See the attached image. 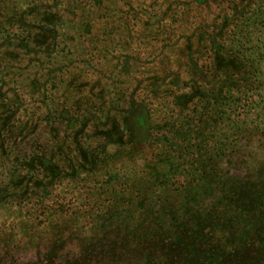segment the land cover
Instances as JSON below:
<instances>
[{
  "label": "trees",
  "instance_id": "1",
  "mask_svg": "<svg viewBox=\"0 0 264 264\" xmlns=\"http://www.w3.org/2000/svg\"><path fill=\"white\" fill-rule=\"evenodd\" d=\"M36 1L30 0L16 15L0 16V49L2 45L15 44V36L18 46L30 54L35 49L37 55L36 47H42L38 41L42 35L54 37L48 54L60 61L49 66L48 76L57 70L68 71L70 65L89 56L83 59L87 70L81 69L77 74L79 78L91 76L89 92L87 96H79L76 91L79 82L74 81L76 75L72 74L69 79L59 81L63 86L57 100L50 94V88L53 89L57 81L48 85L47 80L41 90L42 96L51 101L46 105L47 111L33 112L30 118L23 119L19 108L24 107V100L15 91L18 81L6 77L7 72H12V77L19 73L11 71L0 58V82L14 94L8 103L4 99L6 91L0 86V108L11 106L12 109L6 117L0 115V122L4 124L0 128V142L7 146L12 158L7 175L9 182L23 184L18 194L8 195V200L0 206L31 205L26 212L31 226L26 222L27 230L23 229L28 243L16 239L18 233L10 239L0 237V256L12 255L9 250L26 252L31 245L40 248L46 239L38 235L36 229L46 227L49 222L52 245L44 259L32 264H79L78 259L67 260L59 254L67 242V237L63 236L65 231H70L73 239L88 243L83 250L89 251L98 242L102 244L99 247H106L105 242L109 240L112 247L104 249V254L112 256L120 249L141 258L142 264H149V246L157 239L168 242L169 253L175 261L189 253L191 264H223L216 258L218 250L198 233H202L205 224L212 229L219 218L225 222L224 229L229 228L228 215L223 213L224 204H221L227 197V184L213 197L216 200L219 195L224 196L218 202L221 209L214 213L215 222L212 219L207 223V214L202 215L194 230L188 221L197 220L200 206L212 196L202 185L209 177L207 163L217 149L211 139L221 134L223 127L241 120L240 113L247 106H256L255 95L264 98V0H228L229 3L220 6L214 19L205 21L207 23L196 22L192 30L185 33L183 44H178L181 35H169L168 43L173 42V49L180 50L175 52L174 59L184 60L190 80L182 77L184 73L175 71L162 73L164 70H161L157 75L152 70L146 79L137 75L142 67L134 69L136 64L133 65L132 55L126 48L130 40L135 39L129 32L136 24L131 25L138 17L136 14L126 12L125 18H118L120 22L114 24L105 17L109 9L104 0H58L56 11L67 10L68 16L60 12L43 14L39 4L48 2ZM224 1L227 0L192 2L198 7ZM184 4L182 0H169L163 12L175 23V18L180 17L178 8ZM143 9L146 11L145 7ZM138 18L143 40L155 35L157 28H163L161 18L154 22ZM12 28L20 33L14 35ZM170 29L175 31L176 27L170 24ZM114 32L122 38L126 34L123 38L126 41L121 42L124 51L117 61L106 66L105 75L93 77V71L88 70L92 59L97 63L107 60L110 52L104 46L99 47L107 40L103 35L109 37ZM69 34L75 35L77 43L91 51L77 54L73 50L75 45L68 42ZM92 88L99 89L93 91ZM33 114L37 118L34 119ZM65 181L79 184L87 194L89 190L90 198L96 194L95 206L85 211L76 205L66 208L62 203L52 213L44 212L43 221L37 214L38 206ZM239 183L247 191H240L247 202L244 206L247 211L236 215L235 220L242 229V236L248 237L256 228L254 223L264 231V204L260 203L259 196L264 195V181L255 180L254 185L248 180ZM227 186L233 188L232 184ZM68 212L71 214L66 217ZM252 213H259L261 220L252 219Z\"/></svg>",
  "mask_w": 264,
  "mask_h": 264
},
{
  "label": "rangeland",
  "instance_id": "2",
  "mask_svg": "<svg viewBox=\"0 0 264 264\" xmlns=\"http://www.w3.org/2000/svg\"><path fill=\"white\" fill-rule=\"evenodd\" d=\"M29 1L30 0H2L0 2V16L16 15L27 6ZM182 1L185 4L181 5L177 11L180 17L175 18V23H173L172 17L163 12L164 9H166L165 7L169 5V0H104L105 5L109 9L108 12H106L105 17H108L107 19L113 21L114 24L120 22L118 18H125L126 12L134 13L136 16H140L144 20H149V22L158 21L160 18L163 19L162 16L166 15L163 21H161L163 28H157L158 32L155 35L150 36L148 40H143L142 38V28L139 25L140 19L135 17L131 23V25L136 23L131 26L132 31L129 32L135 39L130 40V44L126 48H128L127 51L132 55L131 61L133 62V65L136 64L134 69L142 67L141 73L137 71V75H140L141 79L143 77L145 78L147 74L152 73V70L154 71L153 74L157 75H160L161 70H164L162 73L174 71L184 73L185 76L182 75V77L185 78V80H188L190 75H187V70L185 71L184 60L174 59L175 52H179L180 50L177 48L173 49V42L168 43L166 39L169 35L176 33L182 37L178 44L185 42V33H189L195 26L196 22L207 23L205 21L214 19L218 15L220 6L224 3H229L227 0L222 3H209L208 6L198 5V7H196L195 3L192 2L193 0ZM44 2L48 3L45 5L44 3L39 4L41 5L40 11L43 14L53 15L55 12H60L66 15L67 10L56 11V9H59L56 8L55 4L58 0H45ZM143 7L146 8V11H144ZM80 13L84 12L80 11ZM201 14L206 15L205 18H202ZM107 19L103 21L105 22ZM170 24L176 27L175 31L170 29ZM138 27L140 28L137 29ZM153 28H156V25H153ZM10 30L13 31L14 35L15 33H20L16 28ZM78 33H82L81 30H78ZM103 36L107 40L100 44L99 47L104 46V48H107V51L109 50L110 52L107 53V60L99 61V63H97L95 59H92V66L88 70L93 71V77H96L99 74L105 75L106 68L110 66L111 63L113 64L117 61V58L120 57L124 51L121 42L126 41L123 39L126 34L123 35V38L115 32L109 37L107 35ZM67 38L69 39L68 42L70 45H75L73 50L77 51V54L78 52L82 53L91 51L86 45L77 43L78 41L76 40L75 35L69 34ZM51 40L54 41V37L48 36L47 34L42 35L38 40L42 43V47H36L39 53L37 55L35 54V49L33 54H30L22 47L18 46L17 43L19 40L15 36L13 37L15 44L2 45L0 49L1 60H4L8 64V67H11V71L13 70V72L19 73L17 76L13 75L12 77V72H7L6 77L18 81L17 84H15V87L16 85L18 87L15 88V91L23 97L24 100V107H18L23 119L30 118L29 114L31 115L33 112L36 114H42L47 111L46 105H50L51 101H49L46 96H44V98L41 93L42 87L43 85L46 86L45 83L47 80L50 81L48 82V85L54 80L57 81V83L55 82L54 88H50V94H54V97H56L57 100H59L62 95L61 92L63 86L59 81L69 79L72 74H74V76L76 75V80L74 81L79 82V86L76 89L79 96L88 95L87 92H89L91 76H83V78L86 79L84 82L83 78H79V75L77 74H79L81 69L87 70L83 59L89 58V56L80 58V60L74 63L73 66L70 65L68 71L59 72L57 70V72H53L50 77L48 76L49 68L54 65L53 63L60 61V59H56L54 55L50 57L48 54L51 49ZM55 40H57V38H55ZM84 43H86V40ZM57 49H60L59 45H57ZM181 53H183L184 57L185 50L181 51ZM154 56L157 57L154 58ZM38 59L39 61H37ZM108 59L114 61L108 62ZM262 67L264 68V60L262 62ZM35 81H37V84L34 83ZM82 82L83 84L80 85ZM104 82L105 78H103L102 83ZM48 85L47 87L49 88ZM0 86L3 91H6L4 99L7 100V102L8 100H13L14 94L12 91L7 90V85L0 82ZM99 88L92 89L93 91H96ZM11 94L12 96H10ZM253 99H256L257 101L256 106H247L245 111L240 113L241 120L239 119V121L233 126L223 127V130H220L221 134H218L211 139V143L215 145L217 149L212 152L207 163L206 168L209 171V177H207V181L202 185L205 190L207 189L209 191L208 193L210 195L212 194V196L200 206L201 209L198 210L199 214L197 220L188 221L190 224H193L194 230H197L196 226L200 224L201 218L206 214L208 216L206 220L207 223L211 222L212 219L215 222L214 213L216 210L219 211L221 209L218 202L220 198H223L224 196L219 195L216 200L213 199V197L220 194V190L226 184H232V189H229L226 185L225 191L227 197H224V200L221 202V204H224L223 213L228 215L227 223L229 228L224 229L223 224L225 222L221 220L222 218H219L217 220L218 224L212 229H209L205 224L202 233L198 230V234H201V238L205 239L207 244H211L212 247L218 250L215 252L217 255L216 258H218L219 261L222 260L223 264H264V242H261V239L264 238V231H262L259 224L254 223L253 226L256 228L253 233L248 237L242 236V229L235 220L236 215L246 213L245 211H247L244 209L247 202L244 201L243 195L240 194V191H247L241 187L239 182L248 180L254 185L253 183L255 180L259 179L264 181V98L262 100L255 95ZM10 108L11 106L0 108V115L6 117L8 111L12 110ZM34 115L35 114H33V117ZM35 118L37 117H34V119ZM3 126V122H0V128ZM44 139L45 138L41 141H44ZM20 141L21 140L18 142ZM220 142L223 143L220 144ZM23 149L26 150L27 148ZM9 152L10 150L7 146L0 142V203L8 200V198H6L8 195H13L15 193L18 194V191L23 187V184L9 182L10 178H7L12 167V158L9 155ZM138 162L140 163V161ZM87 186H90L89 183H87ZM5 189H11V192H4ZM259 196L262 199L260 203L264 204V195ZM95 199L96 194H93L90 198L89 190L87 194L85 188H81L79 184L76 186L65 181L53 191V194L48 200L38 206L37 214L39 213L41 215L40 219L45 221L43 213L47 211L52 213L54 208L62 203L66 208L76 205L86 211L95 206ZM192 200L196 203L194 194H192ZM29 206L31 205H28L27 207L19 206V204L16 203L0 206V237L10 239L13 238V236L15 237L16 233H18L16 239L21 240L24 244L28 243L29 238L25 236L23 229L27 230V224L31 226V221L28 216H26V212L28 211V208H30ZM35 207H37V205ZM258 207L259 206H257V208ZM262 211H264V207ZM70 214L71 212H68L65 216L69 217ZM251 217L255 220H261L259 213H252ZM26 222L27 224H25ZM47 226L38 227L36 229L38 235L46 239L40 248L31 245L30 249L26 252L24 250H9L12 255H1V264H32L39 259H44V254L50 249L52 245L51 241L53 239V237L48 235V231L51 229L49 222ZM87 235L88 233L86 236ZM195 235L197 234L195 233ZM63 236L67 237V242L64 244L63 249L60 248L59 254L60 256H65L67 260L72 258L73 260L78 259L79 264H142L141 258L126 254L120 249H116L115 254L112 256H110L109 253L104 254V249L109 250L112 247L111 244H109V240L105 242L106 247H99L101 243L98 242L94 247L91 246L90 250L87 251L83 250L82 247L88 243L84 244L80 242L81 240L73 239V236H70V231H65ZM90 239H93V237H89V240ZM152 244L153 247L149 246V253H147L149 264H191L189 253H185V258L183 259L176 261L173 260V254L169 253V244L166 240L157 239L153 241Z\"/></svg>",
  "mask_w": 264,
  "mask_h": 264
}]
</instances>
